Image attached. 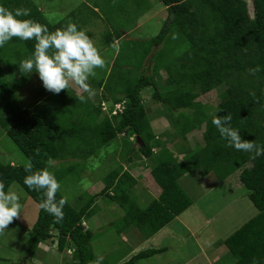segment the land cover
<instances>
[{"label": "trees", "instance_id": "1", "mask_svg": "<svg viewBox=\"0 0 264 264\" xmlns=\"http://www.w3.org/2000/svg\"><path fill=\"white\" fill-rule=\"evenodd\" d=\"M251 1L253 16L247 0H162L169 18L161 33L147 41L131 42L126 49L130 57L125 60L124 68L114 70L120 65L118 58L111 75L98 83L99 89H103L100 96L88 98L87 93L81 94L86 102H81L80 95L70 86L58 95L52 93L48 106L42 100L47 94L45 91L40 92L41 99L34 104L27 103L20 97V90L29 76L20 70V62L32 56L35 41L13 38L0 48V127L29 159L33 171L48 168L60 182L61 173L50 170L52 161L74 159L66 169L73 171L76 161L99 155L103 148L125 134L122 137L126 138L128 147L123 148L126 150L124 161L130 166L136 165L138 150L151 162V177L160 188L157 198L142 208L130 195L138 179L129 169L119 166L106 176L101 191L90 196L80 210L67 202L60 223H55L39 207L38 220L26 233L27 261L34 259L42 243L57 238L52 241L57 244V251L71 257L67 264H92L98 258L92 245L94 233L84 223L95 213L98 198L115 203L125 211L122 224L126 228L134 226L145 239L152 238L192 207L194 202L180 183L185 175L199 169L203 174L215 176L214 186L221 188L225 181L236 176L240 187L246 189L257 214L227 238L225 245L236 259L235 264H264V155L255 156L254 152L228 146L212 123L214 117L231 114V126L239 131L242 139L264 146V0ZM115 2L104 1L109 6L110 18H114L118 9L130 21L134 19L126 10L129 8L117 6ZM0 5L9 10L29 8L30 17L19 19H34L47 25L50 32L72 21L78 30L92 38L86 25L89 14L97 15V11L88 4L83 5L86 15L73 11L57 23L32 0H0ZM117 25L119 29L105 34L106 46L122 38L124 21H118ZM143 67L150 74L136 75L135 70ZM257 67L260 70L250 74L249 69ZM163 70L168 78L159 81ZM18 72L21 76L17 78ZM159 82H163L162 90ZM150 86L155 89L153 98L166 105L169 112L192 110L190 114L178 112L171 117L176 138L187 140L190 135L202 132V143L182 159L169 149L172 133L158 137L148 119L142 92ZM220 86H225V90L219 94L220 102L210 113L199 99ZM123 100L127 102L126 111L113 116L114 103ZM103 103L108 111L103 110ZM133 135L140 139L138 147L130 140ZM25 167L0 161V180L5 183L6 192L13 184H19L39 205L44 197L41 191L24 185L25 176L30 174L25 172ZM61 197L64 196L58 191L57 201ZM71 249L73 253L69 255ZM165 251L164 248L141 251L122 264H138Z\"/></svg>", "mask_w": 264, "mask_h": 264}, {"label": "rangeland", "instance_id": "2", "mask_svg": "<svg viewBox=\"0 0 264 264\" xmlns=\"http://www.w3.org/2000/svg\"><path fill=\"white\" fill-rule=\"evenodd\" d=\"M32 1L44 11L53 23L61 21L67 14L73 11L86 15L87 13L83 12L84 4H88L92 9L97 11V15L89 14L86 25V29L91 32V39L94 46L105 61V66L95 69V75L89 77L88 83L95 91L99 89L98 83L102 80H107L111 75L113 65L118 58L120 65H118V68H114V70L124 68L125 60H128L130 57L126 49L131 42L147 41L157 37L169 18V12L167 7L163 5L162 0H116L115 3L117 6L125 7V9L129 8L126 9L128 14L134 17L131 21L126 16L121 15L118 9L114 18H110L108 16L109 6L104 4L105 0L99 6L96 5V2L100 0ZM247 2L250 15L253 16L252 1L247 0ZM114 10H116L115 7ZM128 14L127 16H129ZM118 21H124V26L121 28L124 30L122 32L123 36L115 44L106 46L104 44V36L107 33L113 32L115 28H118ZM138 61L141 62L142 59ZM135 72L136 75L150 74L145 67L136 69ZM20 76L21 74L19 72L15 75L17 78ZM28 76L29 81L22 86L20 97L27 103L34 104L35 101L41 99L40 92L45 91L47 94L42 100H45L48 106L50 104L48 98L52 93L44 89L37 73H31ZM167 78L168 75L163 70L158 80L164 81ZM162 84L163 82L160 83L161 89L159 90H162ZM70 86L75 89L77 94L81 95L84 93L75 84H71ZM224 90L225 86H220L214 92L199 99L206 111L213 113L215 107L220 102L219 94ZM99 92L102 93L103 89H99L95 93L96 96H100L101 93L99 94ZM154 92L155 89L152 86L147 87L142 92L148 119L155 126L156 121L164 118L169 125V132L166 133L167 136L171 133L175 134L176 130H174L171 117L176 116L178 112L190 114L192 110L184 109L169 112L166 110V105L153 98ZM94 101L96 100L94 99ZM174 140H176L179 146L176 149L170 147V150L181 149L186 154H190L189 152L194 151V148L191 149V146L196 147L199 143H202V132H196L190 135L187 140L180 137H174ZM126 142V138L119 136L110 146L103 148L99 155L93 156L89 160L76 161L78 163L73 171H66V169L74 163L72 161L74 159L70 158L68 161L55 160L50 163V170L59 171L62 175L59 182L60 193L68 198L67 202L76 210H80L89 200L90 196L101 191L105 185L106 176L119 166L129 169L134 177L138 179L139 183L130 190V195L142 208H147L157 198L160 188L151 177V162L149 159L141 156L137 150L135 152V158L136 160L138 159V162L136 165L132 164L130 166L123 158L124 151H126L123 148L128 147ZM168 144L173 145L172 141ZM175 153L176 156H179V159L185 156L182 153ZM0 161L4 164L12 163L17 166H27L30 162L1 127ZM141 168L146 169V171ZM236 175L239 176V173H236ZM140 176L146 179L140 178ZM213 179H215V176L212 173L206 175L200 172L199 169L193 170L181 179L180 185L184 192H186L190 199L194 200L193 208L180 216L181 223L176 221V239L174 242L170 241V244L168 243L169 234L167 233V235L162 234L163 236H160L162 240L160 246L166 249L163 255L160 254L161 256H166V254L176 255V264H185L186 260L192 258L194 260L191 264H202V261H209L211 264H235L236 259L225 245V240L247 221L256 216L257 210L248 199L246 189L240 187L241 185L238 184L236 176L221 185L222 193L225 194V198L222 199L223 201L220 202L221 198L214 200L219 195L220 187L214 186ZM206 186L210 188L214 187V189L217 188L214 193H209L211 195L209 198L204 197ZM9 190L19 196V202L22 207L20 218L14 219L13 223L8 226L5 232L0 234V264L69 263L71 261L70 256L67 258L50 246L52 241L57 240V238L44 242L45 245L49 244L48 246L52 248L50 253H44L40 245V249L36 252L34 259L27 261L25 258L28 239L26 233L33 228L38 220L39 205L26 194L19 184H13ZM94 207L96 208L95 213L89 219H85L87 228L94 233V239L92 241L94 251L98 257L103 258L102 261L106 264H122L121 261L125 257H128V253L137 244L142 243L145 238L139 234L138 228L134 226L126 228L122 224L125 211L117 204L111 203L104 198H98ZM189 219L191 220L189 221ZM183 235L186 240L182 239ZM45 255H49L50 257L45 259ZM156 257L157 255L149 259V261L155 264L157 262ZM170 258L172 257L170 256ZM142 263L144 264L145 262L143 261Z\"/></svg>", "mask_w": 264, "mask_h": 264}, {"label": "clouds", "instance_id": "3", "mask_svg": "<svg viewBox=\"0 0 264 264\" xmlns=\"http://www.w3.org/2000/svg\"><path fill=\"white\" fill-rule=\"evenodd\" d=\"M30 15L29 8L20 7L9 10L0 5V48L13 38L35 41L32 56L20 62L21 71L28 74L35 71L44 89L50 93L58 95L67 90L71 84H75L82 92L87 93L88 98L94 96L95 90L88 83L89 77L95 75V69L103 68L105 61L92 39L83 30H78L77 25L72 21L50 32L47 25L34 19H19V17H30ZM259 70L257 67L249 69V72L255 75ZM78 99L86 102L84 95H80ZM124 101L126 102V100L122 102ZM231 121V114L214 117L212 121L228 146L238 151L254 152L255 156L264 155V146L242 139L239 131L231 126ZM130 140L136 142V146L140 145L137 136L133 135ZM36 154H40L39 149L36 150ZM25 172L30 174L25 176L24 185L31 190L42 192L44 199L39 204L40 209L51 215L55 223H60L64 218L63 208L68 198L64 196L57 201L56 194L60 189V183L54 173L48 168L33 171L30 162L25 167ZM21 207L19 196L11 190L6 192L5 183L0 180V234L5 232L14 219L20 218ZM72 253V249L68 250L69 255ZM102 259L98 257L92 264H101Z\"/></svg>", "mask_w": 264, "mask_h": 264}, {"label": "crops", "instance_id": "4", "mask_svg": "<svg viewBox=\"0 0 264 264\" xmlns=\"http://www.w3.org/2000/svg\"><path fill=\"white\" fill-rule=\"evenodd\" d=\"M156 124H155V126H153L152 125V127H153V130H154V132H155V134L158 136V137H160V136H162L163 134H166L167 132H169L168 130H169V125L167 124V122H166V120L164 119V118H160V120H158V121H156L155 122ZM172 135H173V133H172ZM174 136V135H173ZM175 137V136H174ZM174 137H173V141H172V144L173 145H169V148L170 147H172L173 149H176L177 148V146H179V145H177V143H176V140H174ZM182 144V143H181ZM177 145V146H176ZM191 146V145H190ZM192 148H195V147H192L191 146V149ZM190 149V150H191ZM174 152H177V153H182V154H186L185 153V151H181V149H177V150H173ZM140 164H141V162H140ZM142 165V164H141ZM142 170H145L146 171V169H143V168H141ZM144 185V184H143ZM145 186V185H144ZM146 187V186H145ZM147 188V187H146ZM148 189V188H147ZM206 190H204V197L205 198H209L211 195H209V193H211V192H213L214 193V191L215 190H217V188H215L214 189V187L213 188H210L209 186L207 187L206 186V188H205ZM149 190V189H148ZM219 195L217 196V198H215L214 200H216V199H220V202L221 201H223L222 199H224L225 197H224V193H222V189L221 188H219ZM219 201V200H218ZM193 202H194V200H193ZM194 204V203H193ZM193 208V205H192V207L190 208V209H192ZM196 214V213H195ZM194 214V215H195ZM191 219H189V221H190ZM176 221H178L179 223H181V217H178L177 219H175L171 224H169L168 226H166L165 228H163L160 232H158L156 235H154L152 238H149V239H145L144 241H142V243H140V244H137V246L131 251V252H129L128 253V257H125L124 258V260H122L121 261V263H123V261L125 262V261H128V260H130L133 256H135L136 254H138V252H141V251H145L146 249H151V248H154V247H157L156 249H159V248H162L161 246H160V244L162 243V240H161V238H160V236H163L162 234H164V235H167V234H169V241H168V243L170 244V241H172V242H174L175 241V239H176ZM167 233V234H166ZM183 240H186V238H185V236L183 235V238H182ZM49 245V244H48ZM48 245H45L44 243H42L41 244V247H42V250H43V252L44 253H46V254H48V253H50L51 252V249L53 248V249H55V250H57V244H55V243H53L52 242V244L50 245V246H48ZM153 246V247H152ZM139 250V251H138ZM166 252V251H165ZM162 255H163V253H162ZM52 256V255H51ZM170 256L172 257V258H170ZM48 257H50L49 255H45L44 256V258L45 259H48ZM155 257V256H154ZM176 255H173V254H170V255H168V254H166V256H161L160 254L159 255H157V262L155 263V264H176V262H175V260H176ZM153 258V257H152ZM151 259V258H150ZM194 259L192 258V259H190V260H186V262H185V264H191L192 263V261H193ZM145 263L144 264H152L150 261H149V259H146V260H143ZM143 261H141V262H139L138 264H143L142 262ZM120 264V263H119ZM202 264H211V262H209V261H207V262H204V261H202Z\"/></svg>", "mask_w": 264, "mask_h": 264}, {"label": "built area", "instance_id": "5", "mask_svg": "<svg viewBox=\"0 0 264 264\" xmlns=\"http://www.w3.org/2000/svg\"><path fill=\"white\" fill-rule=\"evenodd\" d=\"M102 106H103L102 108H103L104 111H108V108H107L105 103H103ZM125 109H126V102L125 101L121 102V103H117V104L114 105V110L112 111V115L113 116H116V115L118 116L120 114H123Z\"/></svg>", "mask_w": 264, "mask_h": 264}, {"label": "water", "instance_id": "6", "mask_svg": "<svg viewBox=\"0 0 264 264\" xmlns=\"http://www.w3.org/2000/svg\"><path fill=\"white\" fill-rule=\"evenodd\" d=\"M138 141H140V139L138 138Z\"/></svg>", "mask_w": 264, "mask_h": 264}]
</instances>
